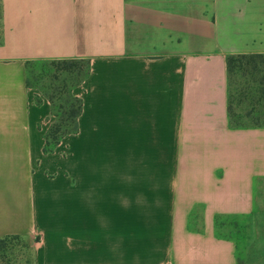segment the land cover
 Listing matches in <instances>:
<instances>
[{
  "label": "crops",
  "instance_id": "obj_1",
  "mask_svg": "<svg viewBox=\"0 0 264 264\" xmlns=\"http://www.w3.org/2000/svg\"><path fill=\"white\" fill-rule=\"evenodd\" d=\"M0 5V239L39 238L35 264H264V127L228 111V57L264 54V0ZM54 60L91 70L79 132L46 155L26 67ZM225 218L246 219L242 248Z\"/></svg>",
  "mask_w": 264,
  "mask_h": 264
},
{
  "label": "rangeland",
  "instance_id": "obj_2",
  "mask_svg": "<svg viewBox=\"0 0 264 264\" xmlns=\"http://www.w3.org/2000/svg\"><path fill=\"white\" fill-rule=\"evenodd\" d=\"M72 71L58 64L54 66L38 65L32 67V71L28 75L31 89L35 92V100L39 97L43 102L47 101L50 103L51 115L45 120L46 122H50L49 128L60 120L66 121L68 124L70 122L67 121L69 120V112L72 106L77 103L75 99L80 98L78 90L81 85L78 86V81L82 79V75L78 70ZM84 72H86V69ZM263 76L264 73L254 75L239 68L233 74L232 91L235 98L234 109L238 116H243L242 122L245 124H252L253 118L258 116V114H255L251 118L246 117L252 108L253 101L260 97L258 88ZM75 135L65 137L68 138V143L74 141L72 136ZM76 142L77 140H75ZM74 149L75 145L74 148H70V150ZM56 151L57 149L46 155H53ZM69 153L71 151L66 149L61 155L67 157ZM55 164H60L58 158H56ZM111 164H123V157L111 156ZM246 226L247 221L245 218H225L218 222L217 232L221 236L236 239L242 248L247 233ZM23 239L21 243L16 242L18 247L14 257H12L13 259H11L15 264L30 263L32 257H34L35 261L34 249L38 238L23 236ZM25 245H28L30 248H27Z\"/></svg>",
  "mask_w": 264,
  "mask_h": 264
},
{
  "label": "trees",
  "instance_id": "obj_3",
  "mask_svg": "<svg viewBox=\"0 0 264 264\" xmlns=\"http://www.w3.org/2000/svg\"><path fill=\"white\" fill-rule=\"evenodd\" d=\"M1 5H0V44L2 41L1 36ZM63 65L70 71L78 70L82 79L78 81V86L82 85L89 77L91 70V62L89 60H54V61H29L27 62V86L31 88L29 81V74L32 71V67L38 65L43 66H54ZM237 68L249 72L251 74L264 73V54H252V55H230L228 57V75H229V119L230 124L233 128H263L264 127V76L260 82V87L258 88V93L260 97L254 100L252 103L251 110L247 113V118L253 117L255 114L258 116L253 118L252 124L243 123V116H238L234 109L235 98L232 91V77ZM86 69V72H84ZM84 72V74H83ZM76 104H74L69 112L68 124L66 121H58L52 125L48 131L45 133V147L44 153L49 154L55 151L62 143L63 139L68 135H75L79 131V118L83 112V101L81 98H76ZM37 105H42L43 100L37 98L35 100ZM23 236L20 235H9L0 239V264H15L11 259L15 255V251L18 247L16 242L21 243L23 241ZM39 238L36 242H39ZM27 248L28 245H25ZM35 264L34 257L31 258L30 263Z\"/></svg>",
  "mask_w": 264,
  "mask_h": 264
}]
</instances>
